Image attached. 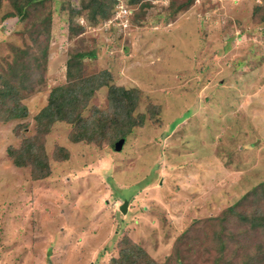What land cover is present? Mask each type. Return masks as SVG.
I'll use <instances>...</instances> for the list:
<instances>
[{"label":"rangeland","instance_id":"1","mask_svg":"<svg viewBox=\"0 0 264 264\" xmlns=\"http://www.w3.org/2000/svg\"><path fill=\"white\" fill-rule=\"evenodd\" d=\"M182 1L114 0L110 22L89 21L87 10L75 15L86 24L79 34L69 18L82 0H45L24 20L4 21L14 7L3 1L0 89L14 82L8 64L17 62V48L33 44L31 33L48 40L49 55L34 86L9 105H25L27 116L0 122V264H110L126 238L158 264H238L232 239L239 230L252 244L239 250L242 262L255 243L264 249L261 229L246 231L231 209L251 204L248 192L264 180V21L254 20L264 0H194L186 8ZM125 4L134 15L144 6L140 20L126 19ZM44 21L50 28L37 26ZM70 52H82L85 74L109 69L112 83L138 88L137 111L149 103L160 110L134 126L121 149L112 126L102 142L75 141L82 128L54 121L41 138L51 173L35 179L8 148L35 132L54 89L69 86ZM107 93L97 89L75 113L105 108Z\"/></svg>","mask_w":264,"mask_h":264},{"label":"trees","instance_id":"2","mask_svg":"<svg viewBox=\"0 0 264 264\" xmlns=\"http://www.w3.org/2000/svg\"><path fill=\"white\" fill-rule=\"evenodd\" d=\"M4 0H0V7L3 5ZM45 0H9L13 10H7L2 15V20L10 17L20 16L23 20L31 13L32 8L40 7ZM114 0H82V9L74 7L71 9L69 24L74 33L79 34L85 28V23L74 22L75 15H79L83 10L88 11L89 21H97L98 17L109 18L113 15L111 7H114ZM139 0H131V2L138 3ZM194 0H183L181 5L183 8L189 7ZM45 6V5H44ZM144 7V6H143ZM143 7L136 11L133 17L140 20L143 16ZM59 8H61L59 6ZM113 9V8H112ZM177 9V8H176ZM174 12L175 8L172 9ZM114 12V11H113ZM256 16L254 20L264 21V6L258 5L254 9ZM83 13V12H82ZM81 13V14H82ZM51 16L48 20H51ZM38 23L37 26L44 25V29L50 28V24ZM28 30L33 32L31 27ZM26 30V29H25ZM33 44H28L26 48L16 49V63H9L10 73L15 77L14 82H6L5 90L0 89V122L6 123L13 120L23 119L27 116L25 105L18 104L19 106L9 107L11 103H18L20 98H23V90L32 88L33 83L41 77L42 73V60L47 59L45 55L48 54V40L42 41V36L39 32L30 34ZM71 57L68 59L67 71L70 82L67 85L57 86L50 96L48 105L43 108L36 115L35 132L31 135H24L21 145L19 147L10 146L8 148L9 155L12 157L13 162L21 167H28L31 170L32 176L35 179H42L51 173L50 159L46 150L45 140L41 141L42 135L50 131V127L56 120H65L73 122L76 126L82 128V133L74 131L72 139L75 141L89 140L94 142H102L109 138L107 130L110 126L116 132H119L120 138H125V135L133 129L134 126L142 125L149 118H154L160 106L157 104L149 103L146 111H137L136 107L139 99L138 88H126L122 85L112 83V72L109 69H103L95 74L88 75L84 73V64L81 63L79 57H82V52L76 54L70 52ZM90 56H95L89 53ZM29 69L26 68V62ZM19 64V66H18ZM76 69V72L73 70ZM35 72L36 75H35ZM0 79L5 81L4 76L0 72ZM17 79V80H16ZM34 86V85H33ZM108 87L107 105L105 108H99L93 105L91 114L84 117L81 114H76L75 109L79 108L82 111L89 105L90 98L94 92L103 87ZM6 91V92H5ZM27 124H17L15 130L17 135L20 136V131L26 128ZM20 130V131H19ZM119 138V139H120ZM118 139V140H119ZM250 197L251 204L245 203L238 208V205L232 206L233 213L238 217L242 224L248 225L246 231H256L261 229L264 236V180L255 185L247 194ZM221 222V220H220ZM222 231L225 230V222H221ZM244 230L238 231L234 235L232 242H236L235 251L233 255L238 257V264H264V249L262 245H257L258 248L249 254V258H244L243 254L239 255V250L242 248L247 249L249 245H244L245 241H241L240 236ZM222 235V234H221ZM245 238V237H244ZM220 239V238H219ZM247 239V238H245ZM226 240V239H225ZM225 240H219L221 247L225 246ZM264 242V238L262 237ZM217 244V241L215 242ZM242 262V263H241ZM262 262V263H261ZM110 264H158L148 254V252L140 245L133 242L131 239L126 238L120 242V255L111 259Z\"/></svg>","mask_w":264,"mask_h":264},{"label":"clouds","instance_id":"3","mask_svg":"<svg viewBox=\"0 0 264 264\" xmlns=\"http://www.w3.org/2000/svg\"><path fill=\"white\" fill-rule=\"evenodd\" d=\"M116 6L118 7L119 6V3L118 4H116ZM115 6V7H116ZM125 6H126V11L127 12H125V16H126V19H130V18H133V15H134V10H133V8L131 7V6H129L128 4L126 5L125 4ZM115 13V9H114V12H113V14ZM112 19H116V18H113V16H111L109 19H108V21L110 22Z\"/></svg>","mask_w":264,"mask_h":264},{"label":"water","instance_id":"4","mask_svg":"<svg viewBox=\"0 0 264 264\" xmlns=\"http://www.w3.org/2000/svg\"><path fill=\"white\" fill-rule=\"evenodd\" d=\"M124 141H125L124 138H120L119 140H117V141L113 144V146H118L119 149H121V148H122V145L124 144ZM120 147H121V148H120ZM127 204H128V200H125V201L123 202V204L121 205V209H122L123 211H126V210H127Z\"/></svg>","mask_w":264,"mask_h":264},{"label":"bare ground","instance_id":"5","mask_svg":"<svg viewBox=\"0 0 264 264\" xmlns=\"http://www.w3.org/2000/svg\"><path fill=\"white\" fill-rule=\"evenodd\" d=\"M150 190H151V189H150ZM152 191H153V190H152ZM161 191H162V190H161ZM161 191H160V192H161ZM162 192H163V191H162ZM150 194H153V193H150ZM159 196H160V195H159Z\"/></svg>","mask_w":264,"mask_h":264}]
</instances>
